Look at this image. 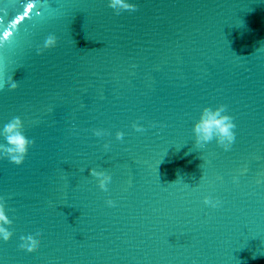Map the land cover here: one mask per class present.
<instances>
[{"label": "water", "instance_id": "95a60500", "mask_svg": "<svg viewBox=\"0 0 264 264\" xmlns=\"http://www.w3.org/2000/svg\"><path fill=\"white\" fill-rule=\"evenodd\" d=\"M132 2L0 0V68L17 82L0 127L19 117L35 141L19 165L0 157V264H264V0ZM221 104L234 143L196 149L193 122ZM88 168L111 173L107 192ZM33 227L38 247L19 248Z\"/></svg>", "mask_w": 264, "mask_h": 264}, {"label": "clouds", "instance_id": "9594fccd", "mask_svg": "<svg viewBox=\"0 0 264 264\" xmlns=\"http://www.w3.org/2000/svg\"><path fill=\"white\" fill-rule=\"evenodd\" d=\"M107 5L117 15L122 11L136 10V5L132 0H107ZM56 42L57 38L54 34L48 35L43 41V49L55 47ZM6 83L10 89L17 87V82L12 76H9L5 80L3 72L0 71V89H3ZM132 127L137 132L144 131V127L140 124L134 123ZM235 128L236 125L233 117L227 114L225 105L221 104L215 107L205 106L201 108L198 118L192 124L194 146L196 149L202 150L207 144L215 140L220 147L228 151L236 138ZM91 132L96 137L109 135L107 130L103 128H94ZM114 135L116 140H122L124 133L117 130ZM0 137L3 138V142H0V157L17 165L24 161L29 147L35 143L34 140L29 139L24 134L23 124L19 117H13L0 127ZM103 148L107 151L109 143L105 142ZM87 170L89 176L95 178L97 187L101 191L107 192L108 186L112 182L111 173L105 169L98 168H88ZM237 179L238 177H233L234 182ZM202 203L210 208H218L222 201L211 194H204L202 196ZM105 204L113 207L115 206V201L108 198L105 200ZM11 225L12 220L7 215L6 202L0 197V242H7L12 237ZM40 231L39 227H33L30 231L22 234L19 238V248L31 250L38 247Z\"/></svg>", "mask_w": 264, "mask_h": 264}, {"label": "snow or ice", "instance_id": "6c2138e0", "mask_svg": "<svg viewBox=\"0 0 264 264\" xmlns=\"http://www.w3.org/2000/svg\"><path fill=\"white\" fill-rule=\"evenodd\" d=\"M33 7H34V5H33L32 3H28V4H27V7L23 10V14L18 18V20L14 21V23H18L20 20H23L24 17L28 16L29 11H30ZM3 35H4L5 37H7V36L9 35V33L5 31V32L3 33ZM4 68H5V67L0 68V71H2L3 74H4ZM0 243H4V242H0Z\"/></svg>", "mask_w": 264, "mask_h": 264}]
</instances>
